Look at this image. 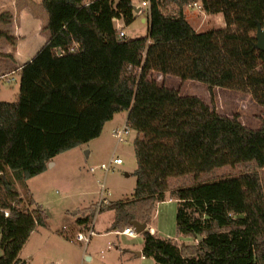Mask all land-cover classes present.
Returning <instances> with one entry per match:
<instances>
[{"label":"trees","instance_id":"1","mask_svg":"<svg viewBox=\"0 0 264 264\" xmlns=\"http://www.w3.org/2000/svg\"><path fill=\"white\" fill-rule=\"evenodd\" d=\"M147 1V34L119 40L114 21L129 26L138 17L131 0H41L48 39L18 70L16 102L0 101V264H24L23 246L36 227H46L45 213L22 206L15 183L43 174L55 157L98 138L125 112L136 134V183L131 198L100 210L114 212L110 230L131 220L149 224L156 205L170 199L178 235L194 244L178 246L144 230V258L264 264V54L255 48L264 0ZM194 4L222 15L224 27L195 31L185 15ZM0 37L10 40L2 31ZM152 73L248 94L263 110L261 126L221 116ZM223 167L241 171L199 181ZM187 178L191 183L175 186ZM93 215L76 222L86 228Z\"/></svg>","mask_w":264,"mask_h":264},{"label":"rangeland","instance_id":"2","mask_svg":"<svg viewBox=\"0 0 264 264\" xmlns=\"http://www.w3.org/2000/svg\"><path fill=\"white\" fill-rule=\"evenodd\" d=\"M142 2L143 0H131L133 7L141 9L132 24L124 26L123 23H115L116 26L122 25L120 31H123L126 37H144L147 34V23L141 20L146 18L148 1L146 0L145 8L141 7ZM194 8L195 11L189 12L187 15L190 20L189 23L194 25L197 32L224 27L222 15H206L199 10V7ZM0 15H3L0 22V31L10 38V40H7L0 37V101L13 103L16 102L19 91L17 67H22L32 59L47 41L49 36L46 30L48 18L42 8L41 0H0ZM6 76L9 78L14 77V81L10 84L6 83ZM163 77L157 75V73L151 74V79L159 81L160 85L175 86L172 81L161 82ZM176 90L179 92L181 90L183 96L199 98L205 105L221 116L237 117L238 121L249 129L257 130L261 126L263 110L249 95L227 89L222 90L221 88L210 92L207 87H199L192 83H182L179 89ZM122 120L123 115L117 114L113 121L104 126L99 139L96 138L78 148L58 155L55 159V166H47L48 170L44 175L34 177L24 184L15 183L22 206L29 210L39 208L47 218L46 227H36L35 232L30 235L21 250L19 256L22 259H28V256L32 257L33 260L28 264H78V255H83L84 250L78 242L74 241L73 237H71V242L65 239L62 225L64 220L70 218V214H66L63 210L66 208L75 210L81 205H88L90 201L97 200L98 181L103 180V174L100 171L90 174L89 167H98L102 163L109 162L111 158H120L122 165L113 166L112 171L105 175V185L111 194L112 202L131 198L136 183L134 171L137 165L133 150V141L136 134L129 130L124 140L117 143L111 134L112 128L108 129V126L120 125ZM123 126L121 124L114 129ZM90 151L91 156L88 154ZM88 156H90L89 159H87ZM240 171L239 167H223L201 176L199 181H212L231 177L237 175ZM258 173L264 192V169L258 170ZM4 177L6 180L11 179L9 173H5ZM87 178L90 182H87ZM189 183H191V178L179 181L175 183V186ZM30 201L33 202L32 206L29 205ZM170 207L172 208L171 214L168 216L166 211H163L166 210L165 206H161L156 217L151 221V226L158 231V238L171 239L178 246H182L186 239L178 235L176 231V204H171ZM92 210L91 207L89 213ZM49 212L52 214V218L48 217ZM112 214L113 212L108 211L96 215L95 218L99 222L94 230L99 229L103 223L106 225ZM95 231L93 236H95ZM159 231L164 234H160ZM190 242V245L194 244L193 240H190ZM75 243L79 244V247ZM110 243H107V245L110 248L108 252L111 254L114 246H119L117 243L115 245ZM107 245L105 243L101 248H106ZM100 251H103V253ZM92 255L93 260L89 264L105 263L104 249ZM104 256L105 260H102ZM147 264H154L153 260L147 259Z\"/></svg>","mask_w":264,"mask_h":264},{"label":"crops","instance_id":"3","mask_svg":"<svg viewBox=\"0 0 264 264\" xmlns=\"http://www.w3.org/2000/svg\"><path fill=\"white\" fill-rule=\"evenodd\" d=\"M89 2L90 1H85L84 0V3H86V4L89 3ZM192 11H195V8L194 7H190L185 12L186 19H187L188 23H189L190 20H189L187 14L189 12H192ZM145 15H146V13H145ZM141 21L142 22H146V18L145 19H142ZM115 23H119L120 24L122 22L120 20H115L114 21V27H115V29L116 30H119V31L122 30L121 29L122 28V25L116 26ZM190 25L192 26V28L195 31H197L196 28L194 27V25H192V23ZM147 30H148V26H147ZM17 68L19 70L21 68V66H19ZM18 70H17V73H18ZM161 77H163V76H161ZM162 81H165V83H166V81H168V82H171L172 81V83H174L175 86H167V85H165L166 87L171 88V89H179V86L182 83H192L193 85H196V86H199V87H205L206 88V86H202L203 84H200V83H197V82H192V81H181L180 79H178L176 77H172V76H164L163 78H161V82ZM158 83H159V81H158ZM217 89H220V88H214L213 91L214 90H217ZM179 93H180V95L183 96V93H182L181 90H180ZM241 94H243V93H241ZM245 95L248 96V94H245ZM120 115H123V120H122V123L121 124L122 125H125L126 124V119H127V113L126 112L125 113H121ZM115 116L112 118L111 121H113V119L115 118ZM111 121H109V122H111ZM109 122H107V123H109ZM120 125L108 126V129L109 128H112V130H113L114 128H118ZM103 129H104V127H103ZM100 136L97 139H99ZM88 154H90V156H91V154H92L91 151ZM90 156H88L87 159H89ZM55 159H56V157L52 160L51 167L55 166ZM120 165H122V164H120ZM89 168H91V167H89ZM47 170H48V168H47ZM47 170L43 174H41V175H39L37 177H40V176L44 175L47 172ZM5 173H9V172H5ZM89 173L90 174H94V173H92L90 171H89ZM86 180H87V182L88 181L90 182V180L88 178ZM96 201L92 200V201L89 202L88 205H84V206L81 205V206H79L75 210H71V209H67V208L64 209L63 212H66V214H68V215L70 214V218H67L66 220H64V223H63L62 227L65 226V225H68V224L78 225L76 221L78 219H82L85 216H87L88 213H89L90 208L91 207L93 208V205L96 203ZM174 203L176 204L175 201L170 200V199H167L166 201H164L162 203H158L156 205V207H155V212H154V214H153V216L151 218L152 219L151 221H153V219L156 217V215L158 213V210L160 209L161 206H165L166 210H163V211H166V215L169 216L171 214V209H172L170 206H171V204H174ZM105 212H108V211L105 210L102 213H98V214L101 215V214H104ZM110 213H112V211H110ZM94 216L95 215H93V217L91 219V220H93V227H95L96 224L99 222V220L95 218L96 216L95 217ZM48 217L52 218V214L50 212L48 213ZM91 220H90V222H92ZM151 221H150L149 224H146V229L145 230H148L152 235L157 236L158 231L154 227L151 226ZM113 222H114V212L110 216V219L106 222V225L103 223L99 229H96V231L94 230L96 237L95 236L92 237V239H91L92 241L89 244L87 253L85 252L86 253L85 256H83L82 254L78 255V259H77L78 264H81V262H82L83 259H85L86 262L91 263V261L93 260V255L92 254L98 253V251L99 250H102V249L105 250V256H106V261H105L104 264H147V259L144 258L143 255H142L143 238L141 237V235L140 234H135L134 237H130L128 235H125V234L122 233V231L125 228L124 229L117 228L115 230H110V227H111V225H112ZM104 225H105V227L102 228V226H104ZM128 227L132 228L130 225H128ZM128 227H126V228H128ZM35 230L32 233H34ZM102 232H103V234H101ZM159 232H160V234H164L162 231H159ZM64 237H65L66 240H68V242H71V236L70 235H68V234L65 233ZM109 242H111L110 244H113V245H115V243H117L118 246H119V247H116V245H115L114 246V250H113V252L111 254H110V252H108L110 250V248L108 247L107 243H109ZM105 243H106L107 247L106 248H101V246H104ZM190 244H191L190 239L184 240V245H190ZM78 245L79 244H76V246H78ZM100 252L103 253V251H100ZM105 256H104V258L101 257V258H103L102 260H105ZM87 258H88V260H87ZM19 259L24 264H28V262H31L33 260L32 257H29V256H28V259H22L19 256ZM57 262H59V261H57Z\"/></svg>","mask_w":264,"mask_h":264},{"label":"built area","instance_id":"4","mask_svg":"<svg viewBox=\"0 0 264 264\" xmlns=\"http://www.w3.org/2000/svg\"><path fill=\"white\" fill-rule=\"evenodd\" d=\"M146 6V1H143L141 3V7L145 8ZM193 7H196V4L193 5ZM118 38L119 40L126 38V35L123 33V31H119L118 33ZM12 74V73H11ZM14 74V73H13ZM14 81V77L13 78H9V77H5V82L10 84ZM129 133V128L124 125L122 128L119 129H114L112 130L111 134L113 136V138L116 140L117 143H120L124 140V138L128 135ZM122 164V160L118 157L116 158H111L109 160V162L107 163H102L100 164L98 167H91L89 168V171L92 173H95L96 171H100L103 174V180L102 181H98V198L96 203L93 205V210H94V215L96 216L100 210L106 206H108L112 201H111V194L108 191L106 185H105V175L109 172L112 171L113 166H117ZM5 216H7V213L5 212ZM94 216V217H95ZM92 222L89 223L88 227L84 228L81 227L79 225H72V224H68L63 226L62 230L70 235L71 237L74 238L75 242H78L84 252H83V256H85V252L87 250V247L90 243V239L92 238V236L94 235V227H93V220H91ZM123 234L128 235L130 237H134L135 236V232L134 229L128 227L125 228L122 231ZM81 264H89L88 262L85 261V259L82 260Z\"/></svg>","mask_w":264,"mask_h":264},{"label":"water","instance_id":"5","mask_svg":"<svg viewBox=\"0 0 264 264\" xmlns=\"http://www.w3.org/2000/svg\"><path fill=\"white\" fill-rule=\"evenodd\" d=\"M133 9L135 14H138L141 11L140 8L133 7ZM255 39H256L255 48L264 54V29L261 27L260 24H257L256 26ZM57 54L59 55L60 52H57ZM51 165L52 163L48 164V166ZM128 224L134 229V232L136 234H141L146 229L145 223H140L135 220L128 221ZM197 239L200 240L201 238L197 237Z\"/></svg>","mask_w":264,"mask_h":264}]
</instances>
